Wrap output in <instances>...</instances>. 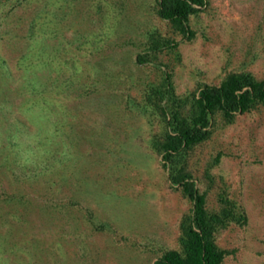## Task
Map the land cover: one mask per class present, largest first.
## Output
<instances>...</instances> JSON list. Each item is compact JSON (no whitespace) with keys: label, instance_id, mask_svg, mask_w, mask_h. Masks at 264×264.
I'll return each instance as SVG.
<instances>
[{"label":"rangeland","instance_id":"374dc122","mask_svg":"<svg viewBox=\"0 0 264 264\" xmlns=\"http://www.w3.org/2000/svg\"><path fill=\"white\" fill-rule=\"evenodd\" d=\"M0 3V264H152L179 247L192 203L152 146L163 124L143 91L165 70L179 93L263 75L264 0H208L190 39L155 0ZM150 30L177 41L161 61L138 60ZM217 152L208 201L223 191L248 215L216 232L223 264H264V106L217 127L197 173Z\"/></svg>","mask_w":264,"mask_h":264},{"label":"trees","instance_id":"16d2710c","mask_svg":"<svg viewBox=\"0 0 264 264\" xmlns=\"http://www.w3.org/2000/svg\"><path fill=\"white\" fill-rule=\"evenodd\" d=\"M155 2V13L187 39L195 34L190 16L208 4V0ZM155 32L147 33V48L138 54L139 61H161L159 53L163 48L176 47L173 36ZM142 99V106L150 107L163 124V129L152 137V146L161 154L162 164L168 162L173 188L192 203L180 221V246L162 249L152 264H223L230 249L217 243L216 232L232 222L245 224L248 215L239 201L223 191H218L216 205L208 201V190L216 183L212 164L219 161L221 152L205 160L199 173L197 161L217 127L232 123L238 114L264 106V74L257 76L247 69H232L216 83L198 82L179 93L171 72L165 70L163 83L149 84Z\"/></svg>","mask_w":264,"mask_h":264}]
</instances>
